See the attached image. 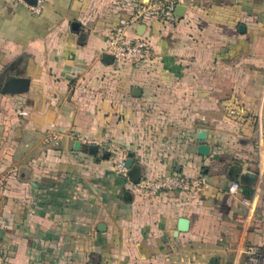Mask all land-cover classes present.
<instances>
[{"label":"crops","instance_id":"crops-1","mask_svg":"<svg viewBox=\"0 0 264 264\" xmlns=\"http://www.w3.org/2000/svg\"><path fill=\"white\" fill-rule=\"evenodd\" d=\"M152 1L43 0L33 15L0 0L6 264H245L246 245L264 254V184L247 175L264 139V0L189 1L174 24L147 23L150 62L107 65L110 32ZM109 149L132 154L143 177L205 176L209 187L150 198L103 158ZM233 181L242 197L259 191L252 207L229 195Z\"/></svg>","mask_w":264,"mask_h":264},{"label":"built area","instance_id":"built-area-1","mask_svg":"<svg viewBox=\"0 0 264 264\" xmlns=\"http://www.w3.org/2000/svg\"><path fill=\"white\" fill-rule=\"evenodd\" d=\"M27 7L33 15H40L43 9V0H36L31 4L29 0H14ZM195 0H155L147 4L137 5L128 18L120 20L119 25L110 32L107 38L105 53L114 56L115 62L121 65H141L150 62L153 47L146 34L140 35L137 29L140 25L147 26V23L159 22L165 25H172L180 19L176 15L179 6H188L187 3ZM192 4V5H193ZM133 32V36L129 33ZM21 115L26 116V112ZM60 135L52 131L46 137V143L59 145ZM257 158L255 161V173L258 176L260 185L264 184V139L256 143ZM113 157V163L118 174L126 178L130 183L129 169L126 166L128 155L117 149H109ZM138 191L150 198H157L162 194L179 192L186 194H199L209 187L208 179L205 176L187 178L179 174L164 175L157 178L143 177L139 184L135 185ZM258 190L250 197H242L243 189L239 182L233 181L228 187L229 195L234 199L242 198L241 204L245 208L253 206L258 196ZM245 257V264H264V254L259 253L254 246L246 245L241 249ZM0 264H6L3 256H0ZM237 264V263H235Z\"/></svg>","mask_w":264,"mask_h":264},{"label":"water","instance_id":"water-1","mask_svg":"<svg viewBox=\"0 0 264 264\" xmlns=\"http://www.w3.org/2000/svg\"><path fill=\"white\" fill-rule=\"evenodd\" d=\"M34 4V3H32ZM187 11V7L186 6H179L176 10V15L180 18H182L185 14V12ZM244 29V26H241L240 27V31H243ZM76 30H79V28H77ZM144 30H145V26L144 25H140L139 26V34L142 35L144 33ZM86 35V34H83V36ZM103 60L104 62L107 64V65H113L115 63V58L114 56L110 55V54H105L104 57H103ZM142 94L141 90L138 89V88H134V91H133V95L134 97H140ZM198 140H206V132L203 131L201 133L198 134ZM81 147V143L80 142H77L76 143V149L79 150ZM199 150V153L203 156H208L209 155V152H210V148L209 146L207 145H202L198 148ZM88 153L92 156H98L99 153H100V148L98 146H90L89 149H88ZM110 157V153L109 152H105L103 158L104 159H108ZM126 166L127 168L129 169V176H130V179L132 180L133 184L137 185L140 183L141 179L143 178V174H142V170L139 166H136L134 164V160H133V156L132 154H130L126 160ZM252 180V185L251 186H255L256 185V182L258 180V176L256 173H253V172H250L247 174ZM34 186L38 187V185L34 184ZM242 186H245L244 184H241ZM128 195V194H127ZM189 225H190V222L188 219H184V218H181L178 222V230L179 232H187L189 230ZM100 230H104V227L103 226H100L99 227ZM92 264H98V263H92Z\"/></svg>","mask_w":264,"mask_h":264},{"label":"trees","instance_id":"trees-1","mask_svg":"<svg viewBox=\"0 0 264 264\" xmlns=\"http://www.w3.org/2000/svg\"><path fill=\"white\" fill-rule=\"evenodd\" d=\"M245 192H246V194H249L247 190Z\"/></svg>","mask_w":264,"mask_h":264}]
</instances>
